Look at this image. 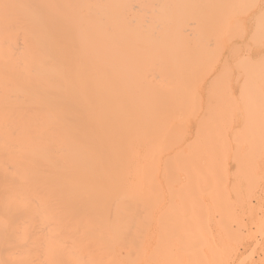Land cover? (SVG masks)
<instances>
[{
	"label": "bare ground",
	"instance_id": "6f19581e",
	"mask_svg": "<svg viewBox=\"0 0 264 264\" xmlns=\"http://www.w3.org/2000/svg\"><path fill=\"white\" fill-rule=\"evenodd\" d=\"M262 117L264 0H0V264H56L54 249L70 253L84 237L87 245L93 237L124 242L141 225L139 216L128 224L130 211L152 214L166 243L199 230L197 212L203 220L211 212L199 199L234 217L224 172L244 160L255 191ZM159 239L171 248L167 262L179 264L174 243ZM87 245L85 255L80 247L64 255L70 263L57 255L59 263L102 255L95 249L91 259ZM189 248L199 260L205 254ZM217 250L219 263L228 251Z\"/></svg>",
	"mask_w": 264,
	"mask_h": 264
},
{
	"label": "rangeland",
	"instance_id": "374dc122",
	"mask_svg": "<svg viewBox=\"0 0 264 264\" xmlns=\"http://www.w3.org/2000/svg\"><path fill=\"white\" fill-rule=\"evenodd\" d=\"M263 118V119H262ZM262 118H260V119H262V121H263V124H264V117H262ZM258 121H259V119L257 120V123L256 124H258V125H260L259 123H258ZM262 123V122H261ZM262 125V124H261ZM215 126V125H214ZM260 126H257V128H256V130H258V128H259ZM261 127H264L263 125L261 126ZM261 127H260V129H261ZM259 129V130H260ZM258 130V131H259ZM264 130V128L262 129V130H260V131H263ZM249 140V139H248ZM247 141V140H246ZM248 142V141H247ZM216 151H214V153H215ZM217 153V152H216ZM260 154H261V156L263 157V159H264V153H262V152H259ZM258 153V155H260ZM221 154H223L224 155V157H226L227 159L225 160L226 161V163H232L233 165H234V161H232V160H234L233 159V157L232 156H230V157H227L223 152L221 153ZM217 155V154H216ZM215 155V156H216ZM211 156V155H210ZM219 156V155H218ZM221 156V155H220ZM212 157V156H211ZM255 157V156H254ZM262 157L261 158H259V157H256V158H258V160H262ZM218 158V157H217ZM223 157H221V159H222ZM230 158H231V160H230ZM255 158V159H256ZM213 159V158H212ZM218 159H220V158H218ZM217 160V162L219 161V162H221L222 160ZM254 159V160H255ZM246 160V159H245ZM253 160V159H252ZM229 161V162H228ZM212 162V161H211ZM241 162V166L240 165H234V169H231L230 171H227V172H224L225 174H226V176H228L227 178H228V183H229V185H228V183H227V185H226V187H225V189H226V192H228V195H230L231 197H230V200L232 201V204L231 205H233L234 204V206H233V209H234V207L235 208H237L236 209V213H233V214H235L234 215V217H232V216H230L229 214V212L227 213V212H225L224 211V209H222L221 207H223V206H225V205H221V207H220V205L218 204V203H216V205L218 204L219 205V207H220V209H222V211H219V209H217L218 207H214V205L215 204H213L212 203V201H211V203H210V201H207V200H205V199H199L198 201H196L198 204H199V206H201L202 204H204V203H206L207 205H209L210 204V213H208L207 212V215H205V216H207V219H205L204 218V220L202 219V217H204V216H202L200 213H198L197 211H199L198 209H199V206H196V211H195V213L194 214H196V212H197V214L196 215H200L201 216V219H199L198 221L197 220H195L196 222H194V217H192L191 219L192 220H190V221H193L194 223H196L197 224V228H199V230L196 232V229H195V233H192V232H194V228H192L193 229V231H191V237L190 238H187V240L186 239H182L184 242L185 241H187V242H189L185 247H183L184 246V244L182 245V243H183V241H182V243L180 242L181 241V239H180V237H178L179 238V240L177 239V238H175L174 239V241H171V240H173L172 238L173 237H175V236H172V238H171V243L173 242L174 243V246H175V248L173 247L172 249H173V255H176L177 256V258H176V256L174 257V258H176V260L177 259H179V264L181 263V264H190V262L192 261V262H194V260H195V258H197L198 256H199V254H201V253H198V251L199 250H195L197 253H195L194 254V252L192 251V249L190 250V248H189V245H191L192 244V246H198V247H200V249H201V251L203 250V252L205 253L204 254V256L206 257H204L203 255H202V259L200 258V260L198 259V261H196V262H198V263H196V264H221V262H222V264H264V164H262V166H260V165H255V166H257V167H253V169L254 170H252V171H254L253 173H254V177H255V175L257 174V172H258V177H257V175H256V177L257 178H259L260 176H261V178H259L260 180H261V182L257 185V184H255V185H257V188L255 189V191L253 190H251L252 191V193L250 192V190H249V186H250V183L249 182H246L247 181V179L245 178V176L246 177H248V173H249V170L247 171V169H246V167H245V162H244V160H241L240 161ZM246 162H248V161H246ZM250 163H251V161H249ZM253 162V161H252ZM223 163V161L220 163V165ZM255 162H253V164H254ZM197 164V163H196ZM215 165H216V163H214ZM224 164V163H223ZM198 166H201L200 168H202V170L201 171H203V166L200 164H197ZM196 165V166H197ZM239 168H238V167ZM249 166V165H248ZM249 167H251V166H249ZM199 168V167H198ZM217 168H218V166H217ZM256 168H257V170H256ZM211 169H213V168H211ZM216 169V168H215ZM252 169V168H251ZM200 170V169H199ZM211 171V170H210ZM209 171V172H210ZM222 171H225V168L224 169H222ZM213 172V171H212ZM235 172H237L238 174V176H236V173ZM211 173V172H210ZM221 173V172H220ZM214 174H215V172H214ZM223 174V173H222ZM227 174H229V175H227ZM235 174V176H234V178H232L233 177V175ZM250 174V173H249ZM252 174V173H251ZM215 175H218L219 176V174H215ZM221 175V174H220ZM252 176V175H251ZM216 176H214L213 178H215ZM238 177V178H237ZM253 177V176H252ZM255 177V178H256ZM210 177H209V175H208V179H209ZM225 178V177H224ZM254 178V179H255ZM207 179V180H208ZM221 179V178H220ZM219 179V180H220ZM240 179H241V181H240ZM210 180V182H214L215 183V181H212L211 179H209ZM216 180H218V179H216ZM250 181V180H249ZM253 181V180H252ZM210 182H208V183H210ZM217 182V181H216ZM233 182H234V184H233ZM219 183V182H218ZM244 185H242V184ZM211 184V183H210ZM236 185L238 186V188H236ZM260 185V186H259ZM208 186H209V184H208ZM211 186V185H210ZM217 187H219L218 185H216ZM232 186V187H231ZM263 186V187H262ZM213 187H214V185H213ZM239 187H240V189L242 190H240L239 189ZM254 187V186H253ZM208 188H210V187H208ZM232 189V192H231V189ZM247 188V189H246ZM262 188V189H261ZM214 189V188H213ZM213 189H211V190H213ZM217 189V190H216ZM215 190H216V192L218 191V188H216ZM228 189V190H227ZM237 189V190H236ZM246 189V190H245ZM215 190H214V192H215ZM238 190H240L239 192L240 193H242V196L243 197H240V199H237V197L239 196V195H241L240 193H239V195H234V194H236V192H237V194H238ZM249 190V191H248ZM261 190V191H260ZM210 191V190H209ZM225 191V190H224ZM230 191V192H229ZM211 192V191H210ZM213 192V191H212ZM215 192V193H216ZM227 195V194H226ZM233 196V197H232ZM236 196V197H235ZM228 197V196H227ZM255 197V198H254ZM225 198V197H224ZM243 199V200H242ZM236 200V201H235ZM244 200H245V202H244ZM203 201H204V203H203ZM227 201H228V199H227ZM241 201V203H240V205H239V202ZM238 202V203H237ZM242 202H244L243 203V205H242ZM248 202V203H247ZM196 203V204H197ZM215 203V202H214ZM226 203V202H225ZM211 204H212V206L214 207L213 208V212H212V206H211ZM224 204V203H223ZM230 204H228V206L230 205ZM236 204H237V206H236ZM195 205V204H194ZM215 205V206H216ZM217 205V206H218ZM227 206V207H228ZM250 206V207H249ZM191 207H193V205L191 206ZM230 207V206H229ZM229 207L227 208V211H231V210H228L229 209ZM195 209V208H194ZM216 209V210H215ZM233 209H232V211H233ZM119 210H121L120 208H119ZM215 210V211H214ZM219 211V212H218ZM232 211H231V213H232ZM235 211V210H234ZM118 212H120V211H118ZM222 212H224L223 214H221ZM129 213H131V214H133V215H131V214H129ZM128 214L126 213V215H128V217H126V221H128L129 223L128 224H130V222H131V224L130 225H132V227L134 228V224H135V226L137 225L136 223H134V219H136V221L135 222H137V223H139L138 222V219H139V221H140V223L139 224H141L142 225V227H143V224L142 223H144V224H146V225H149V226H145L144 225V227L142 228V229H147V228H149V229H147V230H149L150 231V229H151V231H150V233H149V231H147V232H145V229L142 231L143 233L145 232V233H147V234H142V232H140L141 231V229L138 227H136V229H138V230H136V232L135 231H133L132 229H130L131 230V232H132V234H134V232H135V234H138V235H133L132 237H130L129 235H128V237L126 238V236H124L125 237V239L126 240H124V242L122 241V239H121V237H120V239H119V242H118V240H117V238L114 240L113 238V236H111V238H109V237H107V240L108 241H113V243L117 240V242H115L114 243V245L116 244V243H118V245L115 247V249H116V251H115V249H112V250H109V251H112L113 252V254L115 253V256L114 255H112L111 254V252L109 253V251L107 250V248H106V244L107 243H109L107 240H106V238H102L101 239V237H96V238H90V243H91V245H90V243L88 244V245H90V246H95V248H93V251H92V249L90 250V251H92V252H90V253H88L89 252V250L87 251V255H89L88 257H92L91 259H93L94 257V261L93 260H91V262H95V259H97V257H99L100 256V259L102 258V257H104V256H106L105 254H106V252L107 253H109V254H111V255H109V256H111V257H109V259L107 260V259H105L106 260V262H105V260H103L104 261V264H110V259L112 260V259H114V260H112L111 262H112V264H113V262H114V264H159V261H160V264H165L168 260H170V258L169 257H172L171 255L168 257L167 256V252H165L164 250H166L165 249V247L164 246H167L168 247V245H170L171 243H169L170 241L168 240V243H166L165 241H162V240H160L159 239V236H158V234H156V232H155V230L153 229L154 228V224H155V226L157 225L156 223L157 222H155V221H152L155 217H153V219L151 218V216H152V214H150V215H148V213H146V215H144L143 213H141L140 215H138V213L136 212V213H134V212H129ZM169 213H172V211H171V209L170 210H168L167 211V216H166V213H164V215H163V219L161 220V221H164V222H166V221H168V220H170L172 217H173V213L172 214H170V215H168ZM121 214V213H120ZM205 214V213H204ZM203 214V215H204ZM212 214V215H211ZM232 214V215H233ZM133 216H135V217H133ZM137 216H139V218L137 219ZM142 216H144V217H142ZM154 216V215H153ZM169 216V217H168ZM210 216H212V218L210 217ZM223 216V217H222ZM122 218L123 216L121 215V216H119L118 215V217H117V219H119V218ZM125 217V216H124ZM197 217H199V216H197ZM120 218V219H121ZM132 218H134L133 220H132ZM141 218V219H140ZM149 220H148V219ZM190 218V217H189ZM224 218V219H223ZM142 219H143V221H142ZM146 221H145V220ZM211 219V220H210ZM220 219H223L222 220V222H224L225 221V225H226V227H227V229H229V231H232L231 233L230 232H227V234H226V229H224L223 228V226H221V225H223V224H221V220ZM155 220H156V218H155ZM203 222H202V221ZM209 220V221H208ZM218 220H220L219 222V224H218ZM141 221H142V223H141ZM157 221V220H156ZM201 221V222H200ZM235 221H236V223H235ZM118 222V221H117ZM120 222H122L121 220L119 221V224L121 225V223ZM187 222H188V220H187ZM133 223V224H132ZM148 223V224H147ZM212 223V224H211ZM228 223V224H227ZM189 224V223H188ZM187 224V225H188ZM192 224V223H191ZM219 225V227H218V225ZM221 224V225H220ZM231 226H230V225ZM190 225V224H189ZM233 225V226H232ZM191 226H193V224L191 225ZM221 226V227H220ZM230 226V227H229ZM118 227H120V226H118ZM195 227V226H194ZM215 227V228H214ZM225 227V226H224ZM225 227V228H226ZM237 227H238V229H237ZM241 227V228H240ZM118 230H120L119 228H117ZM139 229H140V231H139ZM153 229V230H152ZM216 229V230H215ZM221 229V230H220ZM223 229V230H222ZM234 229V230H233ZM224 230H226V231H224ZM117 231V230H116ZM124 231H126V230H124ZM219 231L221 232V233H219ZM238 231H240V236H241V234H243V236H239V235H237V233H238ZM154 232H155V235H153L154 234ZM225 232V233H224ZM117 233H120V235H121V233H122V230L120 231V232H118L117 231ZM153 233V234H152ZM188 233V234H189ZM228 233H230V234H228ZM124 234V233H123ZM131 234V233H130ZM143 235V237H144V239H143V237H141L140 235ZM180 234V233H179ZM187 234V235H188ZM225 234V235H224ZM127 235V234H126ZM152 235V236H151ZM123 236V235H122ZM137 236V237H136ZM155 236V237H154ZM158 236V237H157ZM116 237H119V235L118 236H116ZM177 237V236H176ZM123 238V237H122ZM133 238H134V240H133ZM139 239V242H140V244H139V242H138V240H136V239ZM160 238H161V236H160ZM184 238V237H183ZM88 238H86V237H84V240L83 241H88L87 240ZM91 239H93L94 240V244L92 243L93 241H91ZM98 239H100V240H98ZM160 240V241H162V242H165V244L163 243V247L164 248H162L161 246H162V244H160L157 240ZM163 239V238H162ZM164 239H166V238H164ZM241 240V241H240ZM85 241V243L84 244H82V245H85V247H86V245H87V242ZM104 241V242H103ZM142 241H143V243H142ZM178 241L180 242V244H178ZM96 242H97V245H96ZM100 242V244H98ZM121 242V243H120ZM122 242L123 243H125V246H126V243L128 244L127 246H126V250H125V248H123V246H121V244H122ZM133 242H135V244L133 243ZM155 242H156V244H155ZM105 243V244H104ZM112 243V242H111ZM112 243V244H113ZM138 243V244H137ZM158 243H159V246L161 247H155L156 245H158ZM195 243V244H194ZM212 243H214L213 245L215 246V247H217L219 250H220V254L221 255H224V252H227V253H225V255L224 256H222L224 259V261L226 260V262H224V261H221V262H215L216 260H214L213 258H211V256L213 255V251L214 250H217V248H215L213 245H211ZM93 244V245H92ZM104 244V245H103ZM111 244V245H112ZM207 245L208 244V246L209 247H206L205 245ZM210 244V245H209ZM82 245H79L78 244V246H74V248H71L72 249V251H73V249L75 250L77 247H80V249H82V250H84L81 246ZM87 245V246H88ZM98 245H101L100 247L98 246ZM102 245L104 246V249H103V247H102ZM108 245H110V244H108ZM114 245H113V247L112 248H114ZM137 245H141V246H138V248H140V250L137 248V250H135V247L137 246ZM44 247V245H42L41 244V247ZM96 246H98V247H96ZM143 246V247H142ZM180 246V247H179ZM38 247H39V245H38ZM76 247V248H75ZM89 247V246H88ZM87 247V248H88ZM109 247V246H108ZM128 247V248H127ZM213 247V248H212ZM40 248V247H39ZM39 248H38V250H39ZM45 248H46V246H45ZM89 248H92V247H89ZM111 247H109L108 249H110ZM142 248V249H141ZM179 250H178V249ZM204 248V249H203ZM50 249V248H49ZM79 248H77V252L78 251H82V250H78ZM95 249H100L101 251H102V249H103V251L101 252V251H99V253H97L96 252V254L98 255V254H102V255H99V256H91L92 255V253L94 252V251H97V250H95ZM121 249H123V250H121ZM127 249H129V250H127ZM134 249V250H133ZM161 249L162 251H163V253H162V251L159 250ZM171 249V248H170ZM169 248L167 249L168 250V252H169V250H170ZM177 249V250H176ZM183 249H184V251L185 250H187V249H189V251L192 253L193 252V255H195V258L194 259H192L191 258V256L192 255H190V252L187 254L186 252H183ZM195 249H198L197 247H195ZM207 249V250H206ZM236 249V250H235ZM41 250V249H40ZM46 250H48V249H46ZM53 250V249H52ZM107 250V251H106ZM208 250H210V251H208ZM212 250V251H211ZM219 250H217V252L219 251ZM229 250L231 251V255H230V252H229ZM234 250V251H233ZM49 251H51V250H49ZM68 251V250H67ZM66 250H65V252L62 250V252L61 253H63L64 252V255L65 256H67L68 257V255H66L68 252H67ZM72 251H69L70 253H68V254H72ZM85 251V250H84ZM82 252V253H79V254H86V251L85 252ZM115 251V252H114ZM132 251L133 252H135V254L134 255H132ZM172 251V250H171ZM207 251V252H206ZM224 251V252H223ZM240 251V252H239ZM41 252L43 253V251L41 250ZM48 252V251H47ZM52 252V251H51ZM55 252V253H54ZM76 252V253H77ZM126 252V253H125ZM144 253V254H142V253ZM147 252V253H146ZM156 252V253H155ZM159 252H161V253H159ZM200 252V251H199ZM203 252H202V254H203ZM236 254H235V253ZM42 253H40V254H42ZM53 254V256L52 257H54V255L56 254V256L57 255H60L59 253L60 252H57L55 249L53 250V252H52ZM74 253H75V251H74ZM103 253H104V255H103ZM118 253H120L119 255L121 256H119L118 255ZM128 253H130V254H128ZM136 253H138V254H136ZM153 253H155V254H153ZM210 253H212V254H210ZM214 253H215V251H214ZM40 254H39V251L37 252V256H38V259L41 257L40 256ZM44 254V255H43ZM42 255H43V257L45 258V254L46 253H43ZM84 254V255H85ZM151 254V255H150ZM160 254H161V256H160ZM63 254H61L60 256H61V258L62 259H65V258H67V257H65ZM73 255V254H72ZM77 256H78V253L76 254ZM76 255H74V256H76ZM84 255H81V257L82 256H84ZM108 255V254H107ZM154 255H157V256H154ZM169 255V254H168ZM182 255H184V257L182 256ZM215 255V258H217L216 257V254H214ZM219 255V254H218ZM233 255V256H232ZM235 255V256H234ZM245 255V256H244ZM46 256H48V254H46ZM54 257V259L56 258H58L59 260H60V258H59V256H57V257ZM63 256H64V258H63ZM125 256V258H123ZM134 257L133 259V261H132V263H131V261L129 262L128 260H129V258H132V257ZM141 256V257H140ZM151 256V257H150ZM153 256H154V260H151V258H153ZM182 257V258H180V257ZM250 256V257H249ZM71 257V256H70ZM126 257H128V259H126ZM140 257V258H139ZM165 257H166V260H165ZM213 257V256H212ZM76 258V257H75ZM83 258V257H82ZM82 258L80 259V257L78 258V259H76L77 261H82L83 262V260H82ZM105 258V257H104ZM143 258V259H142ZM185 258V260H183ZM203 258H205V259H203ZM221 258V257H220ZM228 258V259H227ZM41 259V258H40ZM39 259V260H40ZM46 259V258H45ZM54 260L55 261V263L56 264H58L59 263V260ZM123 259H126V260H123ZM155 259H156V261H155ZM192 259V260H191ZM219 259V258H218ZM217 259V260H218ZM231 259V260H230ZM38 260V261H39ZM42 260H44V259H42ZM68 260H71L70 258L68 259L67 258V262H68ZM74 262H75V260L74 259H72ZM137 260V261H136ZM139 260V261H138ZM172 260H175V259H172ZM190 260V261H189ZM221 260V259H220ZM230 260V261H229ZM37 261V262H38ZM49 261V260H48ZM66 261V260H65ZM88 261H89V259L87 258V263H88ZM97 261H99L100 262V260L99 259H97L96 260V262ZM102 261V260H101ZM109 261V262H108ZM135 261V262H134ZM156 263H155V262ZM182 261V262H181ZM42 262V261H41ZM41 262H39V263H41ZM61 262H63V260H61ZM81 262V264H83ZM84 262H86V259H84ZM91 262H89V264L91 263ZM99 262H97L98 264H101V263H99ZM137 262H139V263H137ZM148 262V263H147ZM153 262V263H152ZM165 262V263H164ZM185 262V263H184ZM38 263V264H39ZM45 263V260L43 261V263H41V264H44ZM47 263V262H46ZM68 263H70V262H68ZM71 263H72V261H71ZM86 263V264H87ZM96 263V264H97ZM172 263H174V261L172 262ZM171 262H167V264H172ZM178 263V261L176 262V264ZM48 264V263H47ZM59 264H61V263H59ZM63 264V263H62ZM64 264H67V263H64ZM192 264H194V263H192Z\"/></svg>",
	"mask_w": 264,
	"mask_h": 264
}]
</instances>
